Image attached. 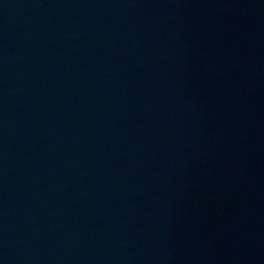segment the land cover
<instances>
[{"label":"water","instance_id":"95a60500","mask_svg":"<svg viewBox=\"0 0 264 264\" xmlns=\"http://www.w3.org/2000/svg\"><path fill=\"white\" fill-rule=\"evenodd\" d=\"M0 264H264V0H0Z\"/></svg>","mask_w":264,"mask_h":264}]
</instances>
